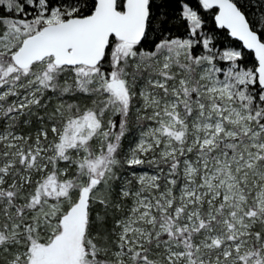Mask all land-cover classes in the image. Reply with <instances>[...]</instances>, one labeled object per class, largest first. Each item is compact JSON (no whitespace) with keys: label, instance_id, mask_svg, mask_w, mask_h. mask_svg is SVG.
I'll use <instances>...</instances> for the list:
<instances>
[{"label":"snow or ice","instance_id":"snow-or-ice-1","mask_svg":"<svg viewBox=\"0 0 264 264\" xmlns=\"http://www.w3.org/2000/svg\"><path fill=\"white\" fill-rule=\"evenodd\" d=\"M0 264H264V0H0Z\"/></svg>","mask_w":264,"mask_h":264}]
</instances>
